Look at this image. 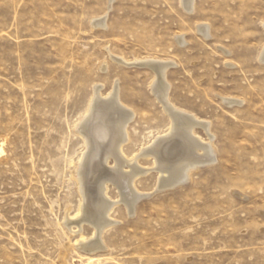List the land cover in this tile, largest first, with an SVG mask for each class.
Segmentation results:
<instances>
[{"label": "rangeland", "instance_id": "rangeland-1", "mask_svg": "<svg viewBox=\"0 0 264 264\" xmlns=\"http://www.w3.org/2000/svg\"><path fill=\"white\" fill-rule=\"evenodd\" d=\"M263 23L264 0H0V264H264ZM120 59L174 63L170 101L210 123L217 160L163 190L139 176L132 212L108 181L102 238L75 173L95 92L134 111L127 159L170 123L156 70Z\"/></svg>", "mask_w": 264, "mask_h": 264}, {"label": "bare ground", "instance_id": "bare-ground-1", "mask_svg": "<svg viewBox=\"0 0 264 264\" xmlns=\"http://www.w3.org/2000/svg\"><path fill=\"white\" fill-rule=\"evenodd\" d=\"M182 3L185 9L193 10L195 0H182ZM100 24L103 25V23ZM199 31L205 38H209V26L206 24L200 25ZM178 40L180 44L184 45L185 40L183 37L178 38ZM260 53L259 57L264 62V48ZM123 60L118 61L127 65L131 63L133 65H148L156 70L158 79L152 85L153 91L160 99L159 102L163 104L164 111L169 115L170 123L168 130L164 131L165 133L155 135L147 147L141 148L133 159H127L124 154V147L131 139L128 125L131 120L133 121L134 111L128 109L120 101V93L118 94L117 88L110 94L109 98H104V100L100 97L98 89L95 92L96 95L93 93L95 98L90 101L88 114L84 119L82 118L81 124H77L80 133L84 136L87 151L78 160L75 173L79 181L80 193L84 196V206H81L84 213L83 219L87 217L98 220L101 216V223L97 225L99 237H102V233L107 229L106 227L113 223L111 219L109 221L107 215L116 203L109 202V198L108 201L105 199L106 183L108 181H112V184L117 185L121 195H123L122 200L127 205V209L132 212L137 208L136 205L143 197V194L139 193L135 187L136 179L139 176H145V174L152 171L158 172V187L163 190L186 184L191 179L194 170L196 171L201 166L214 165L217 160L214 142H212L215 137L214 139L209 137L212 141L204 142L194 132L196 127L200 125L209 131L210 123L205 122L206 120L202 121V119L188 111L179 109L170 101L169 90L171 85L166 80V72L174 63L156 59L136 60L131 63ZM94 87L96 88V85ZM235 102H238V100ZM207 134L209 135V133ZM110 158H113L115 165L113 168L109 167L113 169L111 172H107V164ZM142 158H152L153 167L142 168L139 162ZM100 190L102 194H99ZM98 209L101 210L100 213H96ZM79 230L81 231V229ZM84 241L86 240H81L80 243L85 247L87 244ZM99 244L103 247V244Z\"/></svg>", "mask_w": 264, "mask_h": 264}]
</instances>
